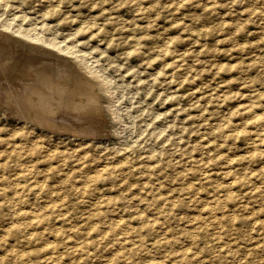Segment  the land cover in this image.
Listing matches in <instances>:
<instances>
[{"label":"rangeland","instance_id":"rangeland-1","mask_svg":"<svg viewBox=\"0 0 264 264\" xmlns=\"http://www.w3.org/2000/svg\"><path fill=\"white\" fill-rule=\"evenodd\" d=\"M0 33L102 99L0 110V264H264V0H0Z\"/></svg>","mask_w":264,"mask_h":264},{"label":"bare ground","instance_id":"bare-ground-1","mask_svg":"<svg viewBox=\"0 0 264 264\" xmlns=\"http://www.w3.org/2000/svg\"><path fill=\"white\" fill-rule=\"evenodd\" d=\"M33 44L15 46L0 33V110L40 128L97 132L102 99L95 78L64 67L60 58L52 60Z\"/></svg>","mask_w":264,"mask_h":264}]
</instances>
